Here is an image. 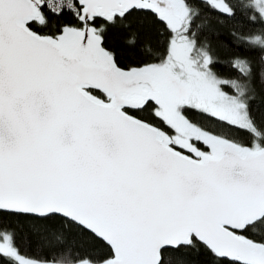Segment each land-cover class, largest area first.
I'll use <instances>...</instances> for the list:
<instances>
[{"label":"snow or ice","instance_id":"6c2138e0","mask_svg":"<svg viewBox=\"0 0 264 264\" xmlns=\"http://www.w3.org/2000/svg\"><path fill=\"white\" fill-rule=\"evenodd\" d=\"M238 22L264 0H0V264H264V28Z\"/></svg>","mask_w":264,"mask_h":264},{"label":"trees","instance_id":"16d2710c","mask_svg":"<svg viewBox=\"0 0 264 264\" xmlns=\"http://www.w3.org/2000/svg\"><path fill=\"white\" fill-rule=\"evenodd\" d=\"M228 27L232 28V30L242 31L244 33H248V32L258 33L262 28H264V25H261L259 23L248 24L246 22H238L235 24L234 27L233 25H229ZM224 31H225V35L221 36V40L227 42V36H226L227 29H225ZM112 42L114 44L119 43L118 35L113 39ZM256 54L257 53L255 52L252 53V55H256ZM217 71L221 75L226 77L234 74L232 70L226 65L217 66ZM257 108L260 112H264V106L260 105L259 99L257 101ZM15 243L16 246L19 248L20 253L25 255L26 257H31L38 260H46V259L50 260L53 258L54 255L58 254L56 251L53 250L52 247H50V244L47 240H44L38 236L29 235L26 230H22L19 233Z\"/></svg>","mask_w":264,"mask_h":264},{"label":"water","instance_id":"95a60500","mask_svg":"<svg viewBox=\"0 0 264 264\" xmlns=\"http://www.w3.org/2000/svg\"><path fill=\"white\" fill-rule=\"evenodd\" d=\"M38 260V259H37Z\"/></svg>","mask_w":264,"mask_h":264}]
</instances>
